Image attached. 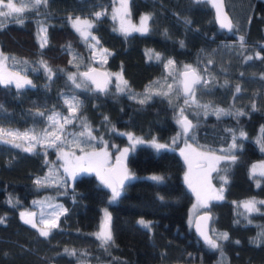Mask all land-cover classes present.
<instances>
[{"label": "trees", "instance_id": "trees-1", "mask_svg": "<svg viewBox=\"0 0 264 264\" xmlns=\"http://www.w3.org/2000/svg\"><path fill=\"white\" fill-rule=\"evenodd\" d=\"M112 2L47 0L37 8L29 3L23 23L15 16L0 18V48L31 81L22 88L0 82V264H264V210L244 215L236 207L246 198L264 199V173L249 172L253 160L264 159V0H225L232 16L229 31L216 25L208 0H127L132 18L149 15L147 31L129 33L115 29ZM70 15L92 17L98 45L109 50L101 67L121 70L124 91H111L110 85L99 91L82 74L98 64L68 21ZM40 23L42 41L36 31ZM166 60L174 67L189 63L198 71L194 100L170 79ZM74 70H80L88 87H73L68 73ZM69 91L79 98L77 113L95 133L88 139L92 145L100 144L98 135L121 142L115 127L172 147L136 145L126 157L129 181L113 201L94 173L57 185L63 211L57 227L44 237L21 213L56 183L45 175L48 159L57 161V145L37 142L27 148L8 133L41 132ZM180 109L192 121L188 132L176 121ZM183 137L227 156L219 168L226 178L221 196L204 208L212 213L210 233L217 248L202 243L187 222L193 193L184 182L177 150ZM104 207L112 234L107 244L96 235ZM73 250L76 255L69 254Z\"/></svg>", "mask_w": 264, "mask_h": 264}, {"label": "rangeland", "instance_id": "rangeland-1", "mask_svg": "<svg viewBox=\"0 0 264 264\" xmlns=\"http://www.w3.org/2000/svg\"><path fill=\"white\" fill-rule=\"evenodd\" d=\"M110 13L115 18V29L119 32L129 33L137 31L136 29H140L142 27H146V29L148 27V20L144 25L141 24V19L143 17L147 16L149 18L148 13L141 12L139 13L137 18H132L127 11V0H113L110 7ZM97 14L100 13L98 12L96 13V15ZM77 18H79L80 21L86 20L92 25L93 19L89 15H70L68 16V21L73 26V22L77 20ZM78 27H80L82 31L88 33L87 39H85L83 36L82 37L91 49L90 52L92 61L101 66L109 50L104 49L100 45H98L97 37L94 35L91 27L89 28L87 27V25L83 24L78 25ZM36 31L37 36L42 41L44 39V26L40 23L37 26ZM148 54L156 58L158 56L151 50H148ZM0 61L3 62L2 69L0 70H3L5 74H13L10 77L12 83L16 84L17 77H22L25 80L30 81L29 76L18 67H15L13 64V59L10 56L6 55L4 51L1 50V48ZM165 62L166 68L169 71L168 73H170V79L176 80L178 82L180 90L181 79L179 77V71L180 69L185 68V66L191 65L189 63H181L177 67H174L172 64H168L167 60ZM172 69H174V71ZM106 70L109 73V81L107 86H112L111 91H113V87L115 90H117V92H120V87L124 88L125 90V87L127 86L123 84V81L126 80L124 79L121 70H110L107 68ZM68 74L75 77V83H73L72 81V85L74 88H76V90H78L79 88L88 87L86 78L82 76L80 70H74L72 72H69ZM174 74H176V78H174ZM76 84H79L80 87H76ZM117 85H119L120 87H117ZM65 101H68V103H66ZM78 103L79 98L76 96V94H73V92L69 91L68 94H65L61 98L59 108L57 110H54L49 115V117L53 116V114L58 115H56L53 120L49 119L48 125L41 132L34 135L29 129H23L20 131H16L14 133L15 135H11L12 137L10 138L15 143H26L25 146L27 148H35L37 142H40L43 147L57 145V161L54 159H48V170L46 171L45 175L50 179V181L52 180L56 183L53 184L54 186L52 188L43 190L40 195L31 200V203L29 204L30 207H25L22 210V213H25V216H23V218L25 220H32L34 223H36V228L39 232L42 228H45V225L41 223L42 220L45 222L54 220L55 223H57V219L60 213L63 211V207L57 199V195L60 191L54 190L56 186L64 185L66 183L71 184L74 178L81 173H94L97 176L99 182L108 188L109 200L113 201L112 189L102 181L101 177L107 179L109 183L113 184V186L118 187L108 170L114 157H121L126 159L127 155L135 149L136 145L140 144L137 143L133 146L132 140H129V134H131L133 140L139 139L143 141V143L150 144L152 147L153 141L159 144L166 145V147H172V144L165 140H159L154 137L145 138L142 135L134 133L132 131L126 129H117L115 127V132H117L121 136V142L118 139H110L105 138L102 135H98L97 138L98 140H100V144L92 145V143L88 142V139L89 136H91L90 134H92L93 132L87 120L77 113ZM73 109H75V111H73ZM180 116H186L184 113L181 114V109L176 115V121L181 126V124L179 123ZM64 117L71 118V122H65ZM79 129H81V132L79 131ZM25 133L28 134L27 137H24L23 134ZM78 133L84 134L79 135ZM94 134H92V136ZM125 148L129 149V151L126 154L122 155ZM177 150L184 161V182L193 193L192 201L187 208V222L191 225L194 216L199 211L203 210L212 198L221 196L222 189H220V185L226 181V178L223 175H220L219 168L221 166L220 163L227 156H224L223 154H220L218 152L200 149L194 146L189 140L185 139L184 137L179 147H177ZM93 153H107V162L103 168H97L94 163L89 162L87 157L91 156V154ZM77 157H85L86 159L77 160ZM203 157H220V159L209 161L204 159ZM254 165L256 166L255 170H253ZM217 169L218 175L216 173ZM60 170L62 171V178L56 176V173H59L58 171ZM249 172L251 175L263 174L264 159L260 158L253 160L250 163ZM186 176L188 177V179H186ZM46 186L51 187L50 185ZM119 190L121 192L122 187H119ZM262 202H264V199L246 198L238 201L236 203V207L241 213L247 215L252 211L264 210V203ZM108 211L109 210L107 207H104L102 209L101 225L104 224L108 217H110ZM101 225L97 233L101 231ZM45 230L48 231L49 228H45Z\"/></svg>", "mask_w": 264, "mask_h": 264}, {"label": "snow or ice", "instance_id": "snow-or-ice-1", "mask_svg": "<svg viewBox=\"0 0 264 264\" xmlns=\"http://www.w3.org/2000/svg\"><path fill=\"white\" fill-rule=\"evenodd\" d=\"M29 3L31 4V8H37L41 5V3L47 4V0H28V2H25V0H0V17L3 18H8L10 16H14L17 19V22L19 23H23V19H22V14L25 13L26 9H28L29 7ZM99 15V14H97ZM149 18L147 16L143 17L141 19V24L144 25L145 22L148 20ZM3 21H0V24H2ZM83 24V25H87V27H91V24L88 21H80L79 18H77V20H75L73 22V27L76 28V30L78 32H80L81 36H83L85 39H87L88 33L85 31H82L80 27H78V25ZM221 27H225V28H231V24L230 23H225L223 20L221 21ZM137 31H147L146 27H142L140 29H136ZM241 41H243V38L241 37ZM181 44H183V42H181ZM43 46V44L41 45ZM6 59V58H5ZM157 59H159V57L157 56ZM249 59H251V57H249ZM168 64H173V61L169 60ZM2 65L3 62L0 61V69H2ZM46 70L48 71L49 75H52V70L50 68H47V66L45 65ZM94 71V70H93ZM13 74H5V72L3 70H0V82L2 83H11L12 80L10 79V77ZM85 76H88L89 79H92L91 76H89L88 73H84ZM183 77L182 80V84H183V89L185 93L191 94V98L194 100V93H193V86L196 84L200 83L201 77L198 76L195 72L194 69L191 68V66H185V71L182 72L180 74ZM69 79L73 81V83H75V77L73 75H69ZM94 83H97V88H100V84L93 80ZM25 84H31V81L25 80L22 77H17L16 78V87L17 88H22L24 87ZM123 84L125 86H127V82L123 81ZM76 87H80L79 84H76ZM117 87H120L119 85H117ZM101 90H103L101 88ZM120 91H124V88L120 87ZM237 92L240 91L239 87H237L236 89ZM66 103H68V101H65ZM144 101H141V103H143ZM189 102L188 99H185V103L187 104ZM205 108H207V106H204ZM254 107V106H253ZM73 111H75V109H73ZM221 112H223L222 109L217 110V114L219 115ZM183 113V109H181V114ZM242 114V113H238ZM41 115H43V113H41ZM58 115V114H53V116H50L49 119L53 120L54 117ZM65 122H71V118L69 117H64ZM179 123H181L182 128L184 130V132H187L189 130V128H191V122L190 121H186V120H181L179 121ZM62 127V126H61ZM4 130L0 129V133H3ZM84 133H81V135H83ZM8 135H15L14 133H8ZM24 137H27L28 134L25 133L23 134ZM241 136H244L245 133L241 132L240 133ZM129 140H132L133 146L137 143H143V141L137 139V140H133L131 134H129ZM235 140V137H234ZM153 147H155L156 149H163L166 147V145L163 144H159L156 143L155 141L152 142ZM233 146H235V143L233 144ZM16 147H20V145H16ZM28 151H30L31 149H27ZM262 150H264V145H262ZM129 151V149L125 148L123 150V154H126ZM183 154V152H182ZM106 157H107V153H103V154H99V153H93L91 154V156L87 157V159L89 160L90 163H94V165L97 168H103L104 165L106 164ZM206 160H219L220 157H203ZM77 160H84L86 159L85 157H77ZM233 159H235V157H233ZM67 163V161H66ZM117 164H120V159H117ZM255 165L253 166V170H255ZM67 170V169H66ZM110 173H118V169H110L108 170ZM99 174V173H98ZM128 177L125 176L124 179H127ZM102 181L112 189V199L116 200L119 196H120V190L119 187L123 186V181H120L119 187L113 186L112 183H109V181L107 179H105L104 177H101ZM153 179H160L159 177H153ZM186 179H188V177L186 176ZM191 186V184H190ZM264 203V202H262ZM247 206V205H246ZM28 215H32V214H28ZM21 216H25V213H21ZM107 217V214H106ZM110 220V217H108L105 221L104 224L101 225V231L96 233L97 238L101 239L103 243L107 244L108 242L112 241V234H111V230H110V226L108 221ZM26 223H30L32 224V227L35 228L37 227L36 223H34L32 220H26ZM42 224L45 225V228H55L57 227L56 223L54 220H49L47 222L45 221H41ZM141 224H144V221H140ZM45 228H42L40 230V235L47 237L49 235V231L45 230ZM201 235H204V233H201ZM223 239H227V234L224 233L222 234ZM205 241L206 243L211 247V248H217L218 244L215 240L209 238L207 235H204ZM66 252L68 251L67 249L65 250ZM70 255H76L75 251L73 250L72 252L69 253Z\"/></svg>", "mask_w": 264, "mask_h": 264}, {"label": "water", "instance_id": "water-1", "mask_svg": "<svg viewBox=\"0 0 264 264\" xmlns=\"http://www.w3.org/2000/svg\"><path fill=\"white\" fill-rule=\"evenodd\" d=\"M208 2H209L210 7L213 11L214 21H215L216 25L219 28H221L222 30L229 31L232 28V16L226 7L225 0H208ZM222 20L225 23H230L231 28L229 29V28L221 27V21ZM191 68L194 69L196 74L199 76L198 71L194 67H191ZM184 71H185V68H182L179 71V77L181 79L180 91H181V94L183 96L188 97L191 94L184 92L183 84H182L183 77L180 75ZM84 73H88L89 76L92 77V79H89V77L86 76L89 79V81L92 83L94 88H96L99 91H104L106 89L108 81H109V73L105 68H103L99 65H93V66H90V67L82 70L83 75H84ZM93 80L97 81L101 87L97 88V83H94ZM194 87H195V85L193 86V89H194ZM101 88L103 90H101ZM181 120L190 121L192 124L191 119L188 118L187 116H180L179 121H181ZM181 127H182V125H181ZM189 130H190V128H189ZM118 158L120 159L119 165L117 164ZM110 169H118L119 170L118 173H110V174H111L112 178L114 179V181L118 187H119L121 180L123 181V186H125L127 184V182L129 181V178H130V170H129L128 164L126 162V159L121 158V157H114L112 162H111V165L109 167V170ZM125 176H127L128 178L124 179ZM211 218H212L211 211L208 209H203V210L199 211L194 216V218L191 222V228H192L193 232L198 237V239L206 245H208V244L205 241L204 235H207L209 238L212 239V236L210 233ZM108 223L110 226L109 221H108ZM201 233H204V235H201Z\"/></svg>", "mask_w": 264, "mask_h": 264}, {"label": "flooded vegetation", "instance_id": "flooded-vegetation-1", "mask_svg": "<svg viewBox=\"0 0 264 264\" xmlns=\"http://www.w3.org/2000/svg\"><path fill=\"white\" fill-rule=\"evenodd\" d=\"M220 188H222V186H220Z\"/></svg>", "mask_w": 264, "mask_h": 264}]
</instances>
